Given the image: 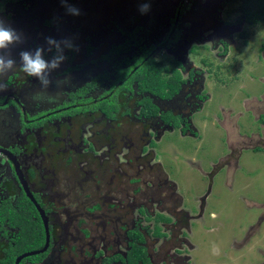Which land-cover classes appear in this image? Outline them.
I'll list each match as a JSON object with an SVG mask.
<instances>
[{"label": "rangeland", "instance_id": "obj_1", "mask_svg": "<svg viewBox=\"0 0 264 264\" xmlns=\"http://www.w3.org/2000/svg\"><path fill=\"white\" fill-rule=\"evenodd\" d=\"M190 1L186 3V23L182 24L185 31L181 36L183 41L191 42L186 51L188 61L199 77L195 85L185 87L178 103L181 107L177 112L188 120H185L188 123L185 133L171 131L162 135L161 128L156 131L149 127L151 123L143 125L142 121L133 118L122 122L119 128L107 125L106 134L102 132L104 122L99 126L84 123L76 126L74 123L70 128H65L64 124H52L47 138L52 140L54 152H59V162H50L45 156L38 158L36 154L28 161L33 169H46L42 175L46 180L41 181L43 199L55 200L62 194L56 200L57 208L77 211L71 215L61 212L52 218L56 250L50 251L51 255L44 264H58L59 256V264H101L104 256L110 257L114 250L126 253L127 240L122 229L130 227L132 220L153 227V223L147 224L144 216L139 214L140 206H145L151 215L163 212L164 204L176 201L174 191H177L178 198L184 196L185 208L196 214L195 211L200 209L198 199H194L188 187L194 184V191H197V184L201 182L196 174L207 176L208 173L200 172H211L213 168H218L219 174L210 198L211 208L206 209V220L199 219L192 226V235L189 234L193 245L179 246L178 238L184 232L174 230L172 224L161 225L162 231L171 236V241L167 244L163 239H155L151 233L148 235V249L155 264H175L164 256L168 249L182 254V264H264V220H261L264 217V149H244L264 146V25L239 24L240 13L233 10L238 4L228 6L227 0H212L214 3L207 9L201 5L207 0ZM17 2L13 6L17 13L1 2L0 18L23 34V42L17 44L29 45L23 50H34L39 43L46 45L40 47L49 48L39 25L46 17L51 18L49 23L57 17L64 24L63 31H50H54L60 40L73 39L77 51L74 59L76 73L68 80L73 82L72 85L64 83L66 67H70L66 59L59 69L47 75V85L27 77L19 66L0 75V104L6 103L10 95L16 96V101L31 117L38 112V106H48L63 92L67 94L70 89L78 92L80 85L87 81L78 79L87 77L92 70L103 71L105 67L101 65L98 69L85 60L87 43L84 35L91 15L82 13L81 1L68 0L69 5L80 10L78 16H71L66 14L61 0H46L51 8L46 17L42 8L37 12L36 4H29L28 0ZM155 6L156 15L151 14L154 30L149 37L150 43H158V38L166 31L165 28L160 31L159 25L166 26V20L171 18L167 12L158 14L163 4L155 3ZM243 32L247 37L242 35ZM102 53L97 52L94 58ZM0 54L19 58L18 52L11 48ZM157 58L164 66L173 67V54L161 52ZM15 74L18 76L14 77ZM184 77L187 78V72ZM63 97L67 99V95ZM16 101L5 104L0 113V146L5 139L6 143L9 142L10 136L11 140L15 139L18 132L17 143L20 144L24 135L20 133L23 110ZM130 106V109L134 107L132 102ZM138 114L139 110L136 111ZM67 128L72 141L69 137L64 141L68 136ZM37 136L40 137L41 132ZM55 136L61 139L55 140ZM82 140L86 144L79 145ZM150 141L155 142L156 147L149 146ZM69 144H73L71 150L80 157L67 166ZM89 144L95 146L93 151L88 149ZM234 146L242 148L235 162ZM143 147L146 151L142 153ZM4 162L0 157L2 195L5 194L4 183L13 180L11 168L1 165ZM236 164L238 166L234 168ZM85 169L91 173L87 175ZM52 174L56 175L54 180L47 182ZM165 178L169 183L164 182ZM175 181H179L177 189L170 184ZM158 199L163 200V205L152 201ZM93 206L100 209L90 211ZM164 214L174 221L169 212ZM252 225L261 226L257 236L250 240ZM72 246L75 248L71 249Z\"/></svg>", "mask_w": 264, "mask_h": 264}, {"label": "flooded vegetation", "instance_id": "obj_2", "mask_svg": "<svg viewBox=\"0 0 264 264\" xmlns=\"http://www.w3.org/2000/svg\"><path fill=\"white\" fill-rule=\"evenodd\" d=\"M17 1L18 0L3 2V0H0V5L1 2L2 5H9V8L11 10H15L16 12V8L13 9V6H16L19 3ZM21 1L23 0H20V2ZM28 1L29 4H33V5L36 4L37 12L38 9L40 10L42 8L43 16L48 15V11L51 8L49 4L46 2V0H28ZM79 1H81L82 3L81 8L84 9L82 13L84 15L87 14L91 15L89 17L91 20L88 23V28L85 31V35H84V39L87 43V45L84 48V55L86 56L85 60L88 61L89 63L88 65H91L93 67H98V69L101 67V65H104L105 67L104 70L102 71L99 69V70H92L90 72L88 71L90 74H87L86 75L87 77L78 79V81L80 80L85 81L84 79H87L86 82H83V84L80 85L79 89L80 88L81 89L78 92L76 93L72 92L71 89L66 92L67 94L63 92L62 94L59 95V97L61 98L60 101H59V97H57L55 100L50 101L48 106H44V107L38 106L39 108L38 112L32 114L31 117L27 116L26 108H24V106L21 105V103H18V101H16L18 100L16 96L10 95L9 97H7L6 103L3 101L0 104V113H1L5 109L4 108L5 104H8L10 101H16L19 104L20 108L23 110L22 115L24 117L21 122L22 132L20 133L21 135L24 134L21 143L20 144L17 143V139H18L17 137L19 135L18 132V134L15 135V139L12 138L11 140V136H10L9 142L6 143V139H5L2 141L0 146V150L10 153L16 160V163L11 161L6 154L0 151V157H2L5 161L1 165L3 166L5 165L6 167L11 168L12 171L11 176L13 177L12 181H8L7 183H4L5 196L0 194V196H2V198L0 199V204L8 201L10 198L16 200L20 197L24 200L25 199L28 200V202L36 210V214H38V217L41 219V223L45 231V243L44 246L39 251L44 250L47 244V229H46V224L42 217L43 216L42 212L46 217L49 235H50L49 247L47 251L44 254H40V255H46V258L43 259L42 261L33 262L32 260H30L31 257H29L23 260L21 264H24L27 261H30L29 264H44V262H46L48 257L51 255L49 254L50 251L54 252L56 250L55 248L56 234L54 231V224L52 218L58 216V214L61 212L69 215L72 214L71 212H73V214L77 213V211H75L74 209L70 210L69 208L66 207H61L60 209L57 208L59 206L55 205V203L57 202L56 200L59 199L58 197L62 194H59V196L55 198V200L49 199L45 201L43 199L44 187L41 186V181L43 182L44 180H46L42 176L44 172H46V169L45 168L33 169L32 167L29 166L30 162L28 163V161L31 160V156H34V154H36V157L45 156V159L50 162L53 161H56L57 163L59 162V158H58L59 152H54L51 146L52 140L49 141L47 138V134H49L48 132L50 131V126L52 124L55 125L64 124L65 128L66 127L70 128L74 125V123H76V126H81L83 123L86 125L96 124L99 126L100 124H102V122H104L105 127H103L104 129L102 131L104 132V134L107 133V129L109 128L110 125L114 126L115 128H119L122 122H125L127 119L129 120L131 118H133L134 121H140V122L142 121L143 125H147L151 123L152 126L149 127L154 128L156 131H159V129L161 128L162 135H167L171 131L185 133V130L188 127V123H186V121L188 120L184 119L181 113L177 111L178 108L181 107V105H179L178 103L183 98L184 95L183 92L185 87L195 85L197 83V77H199V75L197 74V70L193 69L192 64L189 63L188 61V52L186 51L188 45H190L191 42L187 40L183 41L181 36V34L184 33L185 31V28L182 27V24L186 23L185 22L186 3H190L191 1L190 0H166V1L165 0H160V1L159 0H145V1L144 0H79ZM144 2L150 4V10L146 14H141L138 9L140 4ZM155 3L163 4V6L159 7L160 11H158V14L160 13L162 14L163 12L170 13L171 14L170 17L172 18V20L171 18L167 19L166 21L168 22L166 26H161L159 24H156L159 25L160 31L161 28H165L166 31L164 32L163 37L158 38V43L156 42L150 43L149 37L153 34V30H154L153 26L151 25V17L153 14L156 15ZM213 3L214 2H212V0L210 1L207 0L205 4L201 3V5H203V7L207 9ZM201 5H198V7L201 8L202 7ZM22 17L25 19L26 13ZM93 18L97 20L93 21L92 20ZM50 19L51 18L46 17L43 20L45 22L39 25L40 27L42 26V31H43L42 38L46 39L49 36H54L57 40H60L59 38H57L58 35L54 31L51 32L50 30L56 29L57 33H61L63 31L64 24L59 18L55 17L53 18L55 20L53 22L57 24L56 26L55 24H53V22L49 23ZM69 23H71V25L73 24V22H71L70 20ZM97 27L99 29H97ZM70 40L72 41V43L74 42L73 39ZM39 45L44 47L46 46L40 43ZM25 46L21 44L20 45L16 44L10 46V48L13 49L14 52L17 51L19 55V51L23 48L25 49ZM28 46L29 45H27L26 47ZM99 51L103 53L98 58H94V55ZM161 52L173 54L175 59L172 62V66H173L172 68L170 66H164V63L161 60H158L157 55ZM76 53L77 51L75 48L72 50H68V49L65 50L66 61L68 62V64H70V67H66L65 70V72H67L66 73L67 80L65 79L64 80L65 82L61 81V83L64 82L68 85L73 84L72 81L69 82L68 80L70 79L69 77H71L73 74L76 73L75 70L76 66L74 64ZM55 54L56 53L54 48L51 50L50 53L49 52L45 53L46 56H51ZM148 64H154L161 67L163 70H167L162 73L163 76L166 78L173 77L174 73L178 72L180 75V88L176 92H170L168 89L166 90L167 92L166 94L164 93L157 94L152 91L150 92L148 90L142 92L141 90H143V87H141L138 78L141 77L143 78V74H144L143 70ZM84 66L85 68L88 67L87 64H85V62H84ZM186 72H187V78L184 77V74ZM95 79H97V83L94 85V88H91L89 84ZM54 82L60 83L58 81H54ZM66 95H67V99H64L63 96ZM141 99L143 100L150 99L152 102V106H154L153 108L156 109L158 114L155 116L153 115V112L150 113L148 112L147 116H142L141 119H139L140 110L142 109V107L137 106V103L138 100ZM131 102L133 103L134 106L132 109H130ZM122 104L127 105L126 108L129 112H126L125 109L120 108ZM112 105H115L116 109H111ZM105 108L108 109L109 112L115 116L114 119H110L108 117V114L104 110ZM137 110H139L138 115H136ZM164 117H166V119H175V120L177 119L176 121L179 123V127L170 125L165 120ZM39 132H41L40 137L37 136ZM67 133L68 136L64 141L68 139L69 134L72 135L68 128H67ZM69 138H70L69 140L72 141L73 138L71 137ZM54 139L56 140L61 138L60 136H55ZM3 144L6 146H3ZM80 144H86V141L82 140V143H79V145ZM72 145L73 144L71 145L69 144V147L67 148L70 149L69 150L70 152H68L69 154L67 156V160L65 162V165L67 166L70 165L74 159L80 157L79 155L76 156L74 152L71 150ZM66 146H68V144H66ZM149 146L156 147V144L155 142L150 141ZM252 148L248 149L244 147V149L246 150H252ZM88 149L90 151H93L95 149V146L93 144H89ZM144 151H146L145 147L141 149L142 153ZM241 151H242L241 147L234 146L232 153L233 155H235L236 153H241ZM16 164L18 165V169L22 174V180L18 176ZM204 172L208 173V175L202 176L199 173L196 174L197 179L201 182L200 183L201 186L197 184V189H198L197 191H194V184H191L188 187L189 192L192 193L194 199H198L197 200L199 203L198 206L200 207L199 212L195 211L196 214H192V212L187 210L184 205V200H183L184 196L180 195V197L178 198V196H176L178 194V193L176 194L177 191L176 192L174 191L175 193L174 197L176 198V201L170 203L169 205L164 204L162 209L163 212L161 211L156 215H151L149 213V210H147L145 206H140L138 210L139 214L144 216L143 218L146 219L147 224L153 223V227H151L150 225L143 226L141 223H137L134 222V220H132L130 227H125L122 229V231L125 232L124 234L127 240L126 253L121 252V250L119 251L114 250L110 257L104 256V259L101 264H107L108 261H111L110 264H128V263H124L121 260V258H123L125 261L128 259V252L130 251V244L132 242L128 234L133 232H137L141 236H143L144 243H140L139 241L137 242L134 241V243H136L139 247L144 249V256L146 260L150 261L149 264H155L154 259L148 249V235L151 233V235L155 239L157 240L163 239L164 243L168 244L169 241H171L170 240L171 236H167L161 229L162 228L161 225H165V224L166 225L172 224L174 230L177 229V231L181 230V232H184L183 235H181L182 237L178 238L179 246L180 245L189 246L191 244L190 241L192 239V237L190 236V234L192 235V226H194V224L197 223L199 219L206 220L205 217L206 209L211 208L210 198L217 184V177L219 174L218 168L215 169L213 168L211 172L203 171L200 173H204ZM85 173L89 175L91 171L85 169ZM54 174H52V177L47 179V182L54 180V177L56 176ZM193 181L196 183L195 179H193ZM23 182L26 184V188L24 187ZM164 182L169 183L166 178ZM184 182L186 185H188L187 181ZM0 183H2L1 180ZM178 183L179 181H175L174 183H170V184L175 189H177ZM60 188L62 189V187ZM167 199H169V196H167ZM152 201L156 202L159 206L163 205L162 199L152 200ZM99 209L100 207L93 206L90 211H96ZM165 212H169L170 216L174 219V221L171 220V218L167 217L164 214ZM160 215L165 217L167 221H160L158 219ZM33 220L35 222L38 221L37 217H33ZM261 220H264V217L261 218ZM207 221L209 222V220ZM210 226H212V224ZM260 226L259 227L256 225L251 226L253 230L252 231L253 235H249L250 240H252L255 236H257L258 234L257 232H259ZM3 228L5 232L7 231L9 234H16L18 232L17 229H13L5 224ZM157 228L160 229V232L163 236L157 237L155 235ZM84 232L86 236H89L87 231ZM208 242H212V241H208ZM74 248L75 247L72 246L71 249ZM176 250H180V249L176 247ZM34 252H38V251H34ZM56 253H59V251H56ZM172 253H173V249H168L165 252L164 256H166V259H170L175 264H182L181 261H183L182 259H184L182 258L183 257L182 254H179V252L177 253L175 252L173 254ZM102 254L103 253H100L99 255L103 257ZM19 257H17L16 260ZM59 261H60V256H59ZM163 262L164 260H162V263ZM138 264H143V263L140 262Z\"/></svg>", "mask_w": 264, "mask_h": 264}, {"label": "trees", "instance_id": "obj_3", "mask_svg": "<svg viewBox=\"0 0 264 264\" xmlns=\"http://www.w3.org/2000/svg\"><path fill=\"white\" fill-rule=\"evenodd\" d=\"M8 1L13 0H3V2ZM226 3L231 7L238 4V6L233 8V10L240 13V18L238 19L239 24L246 23L250 26L264 25V0H227ZM242 35L247 37L245 32H243ZM165 71L167 70H163L157 65L148 64L143 70V78H138L141 87H143V90L141 91L144 92L145 90H148L157 94H166V90L169 89L170 92H176L180 88L179 73L176 72L173 77L166 78L162 74ZM17 76L18 74L14 75V77ZM96 83L97 79L93 80L89 86L94 88ZM137 106L142 107L139 119H141L142 116H147L148 112H153V115L155 116L158 114L156 109L153 108L154 106H152L150 99L138 100ZM115 107V105H112L111 109H116ZM126 107L127 105L125 104L120 106L121 109H125L126 112H129ZM104 110L110 119L115 118V116L110 113L108 109L105 108ZM164 118L170 125L179 127V123L176 121L177 119ZM260 149H264V147L258 146L252 148V150ZM239 155L240 153H236L234 155V162L238 160ZM236 167L237 164L234 168ZM33 217H37L38 221L35 222ZM158 219L160 221H167L165 217L161 215ZM4 224L13 229H17L18 232L16 234H9L7 231L5 232L3 228ZM128 235L132 240L130 244V251L128 252V259L125 261L120 257L121 260L128 264H138L140 262L143 264H149L150 261L145 259L144 249L134 243V241L144 243L143 236L137 232L129 233ZM155 235L157 237L163 236L159 228L156 229ZM44 243L45 231L43 229L41 219L38 217L36 210L32 207L28 200H24L20 197L16 200L10 198L8 201L0 204V264H14L17 257L28 252L39 251L44 246ZM45 258L46 255H39L31 257L30 260L36 262L42 261ZM110 263L111 261L107 262V264Z\"/></svg>", "mask_w": 264, "mask_h": 264}, {"label": "clouds", "instance_id": "obj_4", "mask_svg": "<svg viewBox=\"0 0 264 264\" xmlns=\"http://www.w3.org/2000/svg\"><path fill=\"white\" fill-rule=\"evenodd\" d=\"M61 3L65 7L66 14L71 16L80 14L79 8L69 5L68 0H61ZM138 10L141 14H146L150 10V4L141 3ZM23 39L21 32L0 18V52L8 50L12 45L22 43ZM46 43L50 46L47 49L38 46L34 50H20L18 60L11 55L0 54V75L9 73L19 66L27 77L38 79L42 84L47 85L49 83L47 75L53 70L59 69L65 61V49L72 50L75 45L70 39L57 40L51 36L46 38ZM53 48L56 54L46 56L45 53H50Z\"/></svg>", "mask_w": 264, "mask_h": 264}, {"label": "water", "instance_id": "obj_5", "mask_svg": "<svg viewBox=\"0 0 264 264\" xmlns=\"http://www.w3.org/2000/svg\"><path fill=\"white\" fill-rule=\"evenodd\" d=\"M0 151L3 152L4 154H6V155L8 156V158H9L11 161H13V162L16 163L15 158H14L10 153H8V152H6V151H3V150H0ZM16 165H17V164H16ZM16 168H17L18 176H19V178L22 180V174H21V172H20L19 169H18V165L16 166ZM23 185H24V187L26 188V184H25L24 182H23ZM42 214H43L42 217H43V220H44V222H45V224H46V229H47V244H46L44 250H41V251H38V252L26 253V254L20 256V257L16 260V263H15V264H21V262H22L23 260H25V259H27V258H29V257H33V256H37V255H40V254H44V253L47 251V249H48V247H49L50 235H49V230H48V224H47L46 217H45V215H44L43 212H42Z\"/></svg>", "mask_w": 264, "mask_h": 264}]
</instances>
